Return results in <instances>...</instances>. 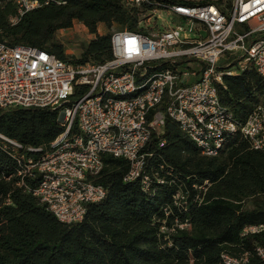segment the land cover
<instances>
[{"label": "trees", "instance_id": "16d2710c", "mask_svg": "<svg viewBox=\"0 0 264 264\" xmlns=\"http://www.w3.org/2000/svg\"><path fill=\"white\" fill-rule=\"evenodd\" d=\"M156 2L230 7L232 0ZM155 6V0L139 7L128 0H48L12 23L15 5L0 0V42L67 62L102 64L111 60V33L136 32ZM73 21L94 38L78 59H67L53 38ZM99 25L108 32L99 35ZM218 97L243 123L257 105L264 106V78L253 68L225 76ZM59 116V109L50 108L0 110V136L7 139L0 137V264H222L223 253L247 254L245 264H262L256 248L264 249V230L241 233L264 225V152L253 150L239 133L209 157L166 118L147 147L151 156L143 172L149 189L140 180L125 181L130 166L124 159L103 155L101 170L90 179L105 189L104 199L87 205L81 222L65 225L32 195L39 176H16L22 158L37 157L33 150L44 152L62 132ZM75 131L73 126L70 133Z\"/></svg>", "mask_w": 264, "mask_h": 264}, {"label": "built area", "instance_id": "2783aa9c", "mask_svg": "<svg viewBox=\"0 0 264 264\" xmlns=\"http://www.w3.org/2000/svg\"><path fill=\"white\" fill-rule=\"evenodd\" d=\"M5 1L16 7L12 23L48 4ZM147 2L128 0L135 7ZM155 4L136 32L111 33V60L102 64L67 62L34 47L0 42V110L60 111L62 132L44 152L34 149L37 157L22 158L16 176H39L32 195L62 224L81 222L87 205L104 199L105 189L90 179L101 170L103 155L124 159L130 166L125 181L140 180L142 189H149L143 172L151 156L147 147L166 118L205 156H216L236 133L264 152V106L238 123L218 97L225 76L253 68L264 78V0H232L230 7ZM161 11L170 22L159 27ZM261 230L264 225L249 226L241 235ZM256 254L264 264V249L257 247ZM220 260L245 264L248 255L223 253Z\"/></svg>", "mask_w": 264, "mask_h": 264}, {"label": "rangeland", "instance_id": "374dc122", "mask_svg": "<svg viewBox=\"0 0 264 264\" xmlns=\"http://www.w3.org/2000/svg\"><path fill=\"white\" fill-rule=\"evenodd\" d=\"M221 1L223 3L226 2V0ZM162 21H164L166 24L163 25ZM169 22L170 20L166 12L161 11L159 13V18L156 24L161 27L162 25H167ZM107 32L108 30L103 25L98 26L97 33L99 35H104ZM93 38L94 35L89 33L88 29L85 27L84 24L78 21H73L72 25L69 28L57 30L53 39L55 42L62 46L64 50V55L67 57V59H78L80 57L83 45L87 44Z\"/></svg>", "mask_w": 264, "mask_h": 264}]
</instances>
